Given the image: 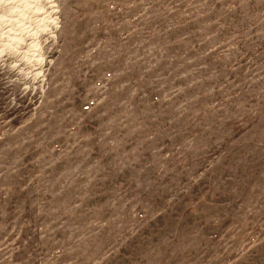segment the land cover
<instances>
[{"label":"rangeland","instance_id":"374dc122","mask_svg":"<svg viewBox=\"0 0 264 264\" xmlns=\"http://www.w3.org/2000/svg\"><path fill=\"white\" fill-rule=\"evenodd\" d=\"M0 264H264V0H0Z\"/></svg>","mask_w":264,"mask_h":264}]
</instances>
